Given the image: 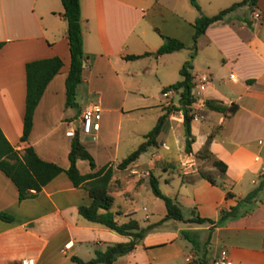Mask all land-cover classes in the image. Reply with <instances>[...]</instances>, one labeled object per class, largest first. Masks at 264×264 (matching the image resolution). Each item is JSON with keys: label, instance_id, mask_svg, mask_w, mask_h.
Listing matches in <instances>:
<instances>
[{"label": "crops", "instance_id": "crops-1", "mask_svg": "<svg viewBox=\"0 0 264 264\" xmlns=\"http://www.w3.org/2000/svg\"><path fill=\"white\" fill-rule=\"evenodd\" d=\"M196 1L199 8L189 0H79L83 68L76 105L67 106L65 77L70 53L61 0H0V127L14 148L22 149L25 63L59 56L62 65L34 108L28 141L41 158L66 168L72 137L66 131L77 130L84 106L98 104L99 128L79 133V138L91 153L95 168H113L112 208L121 215L129 214L142 225L154 224L164 216L163 200L155 195L145 198L140 189L154 159L172 152L188 179L183 181L182 176L163 170L154 172L159 184L170 186L163 192L176 197L182 211L188 212L184 217L194 210L217 219L220 208L235 205L262 180L253 199L239 202L237 216L210 229L207 223L165 219L112 264L120 260V264H129L130 254L137 255L142 264H174L182 255L190 261L192 251L184 252L179 242L182 228L195 229L199 236L209 233L207 264H264V0L227 12L197 38L191 73L193 80L205 77L200 104L214 98L226 105L235 103L237 108L228 115L209 109L203 116L194 117L190 123L194 135L190 152L184 150L182 111L165 108L170 103L178 105L177 93L170 101L163 95L162 88L173 83L169 73L163 70L157 77L161 86L158 102L138 101L146 98L139 90L144 74L154 65L157 68V61L151 58H158L155 51L163 41L162 35L182 40L184 48L189 49L185 55L173 56L180 58L178 63L182 65L191 50L194 19L229 5L220 6L224 5L219 4L222 0ZM146 51L149 54L126 58ZM140 59L144 61H136ZM154 106L160 110L157 121L166 114L157 135L159 145L141 153L126 167L117 168L116 163L142 141L130 140L136 132L132 114ZM123 122L130 136L128 144L120 148ZM146 132L137 133L143 137ZM213 158L226 164L224 172L212 164ZM76 165L82 173L92 170L86 159H78ZM200 170L210 173L215 183L202 177ZM90 200L87 190L73 185L65 171L34 195L19 200L16 185L0 170V211L12 216L10 220L0 218V264H21L23 258H32L34 264H68L72 255L86 260L93 257L92 251L103 250L109 242L127 240V235L91 222L78 212V206ZM153 216L157 219H151ZM65 244L68 248L62 252ZM222 249L228 262L219 260Z\"/></svg>", "mask_w": 264, "mask_h": 264}, {"label": "trees", "instance_id": "trees-1", "mask_svg": "<svg viewBox=\"0 0 264 264\" xmlns=\"http://www.w3.org/2000/svg\"><path fill=\"white\" fill-rule=\"evenodd\" d=\"M191 3L199 8L195 0H190ZM257 0H237L226 7L219 9L213 14H199L194 21L192 44L188 58L182 63L179 68V79L162 88L164 91L167 88H174L178 95V105L172 103L165 108L182 110L183 118V135H184V150L190 152L191 143L194 140V135L191 131V120L194 118V111H197L199 116H203L206 110H217L225 115L233 113L237 105L230 103L226 105L219 99L206 98L203 100L200 108H194L193 103L198 102L191 94L193 86V75L191 73L192 59L197 52V38L202 34L206 27L223 17L229 11L235 8L248 5L253 7ZM63 11L62 14L66 20V36L68 39V47L70 53L69 68L65 77V104L67 106L76 105L75 97L77 86L81 81V73L83 68V47H82V31L80 19V4L79 0H61ZM264 16V8L262 9ZM163 41L156 49L157 54L179 50L185 47L182 40L162 35ZM2 42L0 41V47ZM149 54L143 52L139 54H129L126 58H137ZM62 65V59L59 56H50L38 59H32L25 63L26 77V94H25V109L23 115L22 133L20 135V144L22 149H16L6 138L0 127V170H2L14 182L18 190V199L32 196L38 192L41 187L46 184L51 178L61 171H65L73 185L83 186L91 200L89 204L78 206V212L87 220L99 223L105 227L115 230L121 234L128 236L125 241H116L107 243L106 247L95 250V255L89 259H82L76 255L71 256V262L68 264H112V262L120 255L131 251L138 244L144 234L155 224L165 219H178L185 222H194L198 224L207 223L209 229L216 223H221L229 217H234L239 214V202L253 199L261 188L262 180L252 190L238 199V202L229 208H220L217 219L204 217L190 211L188 217H184L179 201L176 197L164 193L159 187L158 175L155 170L166 171L170 175H180L182 180L188 179L184 175L178 157L172 152L169 155L159 156L154 159L151 168L148 170V181L152 193L160 197L166 209L164 216L154 224L142 225L140 221L129 214L121 215L118 210H113L114 197L110 193L114 188V183L111 181L113 168L108 165H102L95 168V163L91 153L85 147L84 143L79 138V130L77 129L71 137L70 148L68 151L69 165L64 168L58 163L41 158L32 145L28 141L30 133L34 108L36 107L46 84L58 72ZM166 114L161 116L158 121L143 135V140L138 143L130 152L122 157L117 163V168H124L141 153L147 151L151 147L159 145L157 135L160 131L161 123ZM208 152L202 153L204 156H209ZM78 159H86L92 170L82 173L78 169L76 162ZM212 164L217 167L219 172H224L226 164L217 158L211 160ZM95 168V169H94ZM199 174L215 183V178L207 172L199 171ZM226 195H230L229 192ZM0 218L10 220L12 216L8 213L0 211ZM181 236L190 242L193 249V254L188 261V264H207L205 257L207 244L209 243V233L201 240L199 232L195 229L182 228Z\"/></svg>", "mask_w": 264, "mask_h": 264}, {"label": "rangeland", "instance_id": "rangeland-1", "mask_svg": "<svg viewBox=\"0 0 264 264\" xmlns=\"http://www.w3.org/2000/svg\"><path fill=\"white\" fill-rule=\"evenodd\" d=\"M190 1V0H189ZM196 1V0H195ZM234 0H222L221 3L219 4H224V5H220V6H225L230 4L231 2H233ZM191 2V1H190ZM197 2V1H196ZM213 10V9H212ZM211 12V11H210ZM189 51L188 48H183L178 50L177 52H175L176 54H159L158 58L156 57H152V61L155 62L157 61V68L155 67V65L153 66V69L148 72L146 75L144 74V78H146L147 80H145L143 78L141 85L139 87L140 92H142L144 94V96L146 98L144 99H139L138 101L141 102V104H154V102H158L156 101L158 99V96L160 95V89L161 86H159L158 84V79L157 77L160 76V74L162 73L163 70L166 71V73H169L171 76H169V78L171 77V80H173V82H175L177 79H179V68H180V58H177V60L175 58H173V56L175 57V55H182V53L185 55L187 54V52ZM178 53V54H177ZM170 55V56H169ZM167 57L169 58V60H166ZM172 57V58H171ZM146 59V58H144ZM143 60H136V61H144ZM172 60H173V64H172ZM151 93L153 95H151ZM177 97L176 95L174 96V100L176 101ZM160 113L159 107L158 106H154L151 109H143L141 111H136L132 114V117L134 118L133 120V124L136 127V132L131 134V137H134L133 139L130 140H135V141H141L143 140V137L138 134V131H143L146 132L147 130H149L157 121L158 118V114ZM127 124L125 122H123L122 124V129H121V136H120V148H123L126 146V144H128L129 140V136L127 137ZM152 149V147L148 150L150 151ZM254 185H252L253 187ZM257 186V185H255ZM159 187L162 191H165L167 189H169V184H164L163 182H160ZM140 194H142L145 198L147 196H152L155 197L154 194L151 191L148 179L145 178L144 180V185L143 188L140 189ZM159 199V198H157ZM162 201V200H161ZM137 203H139L137 201ZM184 215H188L187 211H183ZM155 216H153L151 219H155ZM157 219V218H156ZM177 223H183L182 221L177 220ZM207 236V232L201 233L200 234V238L201 240H203L205 237ZM180 244L182 245V248L184 249V252H191L193 254V249L191 247L190 242H188L186 239H184L181 234H180V239H179ZM95 252L92 251L91 256H94ZM123 260H120L119 262H117V264L122 263ZM174 264H188V262L184 259V255L180 256L178 258L177 261L173 262ZM95 264H101V263H95ZM129 264H142L140 263V259H138L137 255H133L130 254V263ZM195 264V263H192Z\"/></svg>", "mask_w": 264, "mask_h": 264}, {"label": "built area", "instance_id": "built-area-1", "mask_svg": "<svg viewBox=\"0 0 264 264\" xmlns=\"http://www.w3.org/2000/svg\"><path fill=\"white\" fill-rule=\"evenodd\" d=\"M230 76L232 77L233 74L230 73ZM205 87V77H196L193 80V86L191 89V94L195 97V99L198 100V102L193 103L194 108H200V100H201V95L203 93ZM177 91L174 88H167L163 91V95L167 98L168 101L171 100L174 94H176ZM182 111V110H181ZM194 117H198L199 114L197 111H194ZM100 106L96 103H90L84 106L81 110V113L78 118V123H77V129L79 130L80 133H90L93 130H97L100 126ZM74 129H68L66 133L68 135H73L74 134ZM68 248V244H65L62 248L61 251L65 252L66 249ZM219 260L221 261H227V253L225 249H222L220 251V256ZM21 264H34V260L32 258H23L21 260Z\"/></svg>", "mask_w": 264, "mask_h": 264}, {"label": "water", "instance_id": "water-1", "mask_svg": "<svg viewBox=\"0 0 264 264\" xmlns=\"http://www.w3.org/2000/svg\"><path fill=\"white\" fill-rule=\"evenodd\" d=\"M77 123H78V119H77Z\"/></svg>", "mask_w": 264, "mask_h": 264}]
</instances>
